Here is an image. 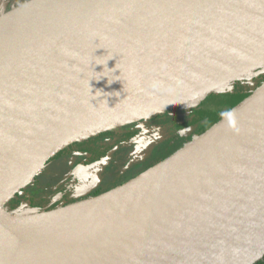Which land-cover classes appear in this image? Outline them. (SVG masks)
Listing matches in <instances>:
<instances>
[{
	"label": "water",
	"instance_id": "water-1",
	"mask_svg": "<svg viewBox=\"0 0 264 264\" xmlns=\"http://www.w3.org/2000/svg\"><path fill=\"white\" fill-rule=\"evenodd\" d=\"M258 75L264 0H30L1 14L0 264L259 262L264 81L145 170L167 161L112 213L66 226L46 218L144 172L65 207L24 216L1 208L69 145L187 111L237 82L252 87Z\"/></svg>",
	"mask_w": 264,
	"mask_h": 264
},
{
	"label": "rangeland",
	"instance_id": "rangeland-1",
	"mask_svg": "<svg viewBox=\"0 0 264 264\" xmlns=\"http://www.w3.org/2000/svg\"><path fill=\"white\" fill-rule=\"evenodd\" d=\"M14 1L15 0H0V14H3L5 12H8L9 10L13 9V2ZM26 1L28 2L30 0H26ZM24 3L25 2H20L19 4L15 5V7H18L19 5H22ZM253 79L254 78H252L251 82L253 81ZM248 86L249 85L247 84V82H237L234 86V89H237V88L238 89H244L247 87V90H249L251 93V91H253L256 88V86H252L251 88ZM178 114L182 115V113H178ZM196 128H198V127L196 126ZM190 130H191V128L188 130H185L183 132H180L179 133V135H180L179 140L172 142L168 146L169 148L166 151H164V153L161 155V157L154 159L152 164H154L156 161L158 163V161H162L163 159L169 157L171 154H173L178 149H180V148L182 149V147L187 142L191 141L193 139V137L195 136V134L190 139H187L185 137L187 132H189ZM163 137L164 136L158 134V132L155 130V128H151V130L144 131L138 137L134 138L129 143V145L126 147L127 150H126V148H123L124 151H129V155L132 157L130 160L131 163L130 162L129 163L131 164L130 166H134L133 168H130L127 165V167H125V169L122 170V172H121V173H123V176L121 174L120 176L112 175L111 177H109L110 172H108V173L104 172L105 171L104 166L107 163V160H104V159L100 160L98 162H95L92 165L86 166L85 168L83 166L80 167L81 165L78 164L80 170L76 169L77 166H76V168H74L72 179L69 180V182L66 184V186H65L66 188H64V190L65 189L66 190L62 192V193L69 192L68 194L70 195V197H62L63 194L61 193V191H62L61 190L59 195L55 194L54 197H49L50 200L47 202L46 201L43 203H40L39 201L38 202H36V201L32 202L31 197L35 198V197L40 196V194H41V192H43V190H44V193H46L45 195H49L51 189H48V188H50V186L52 185V183L54 181H58V179H59V177H55V174L57 172V166L51 165V162L50 163L48 162V164H46L44 166V168L38 174H36L30 180V182L28 184H26L20 190V192L18 194H16L14 197H12L7 202H5L1 208H2V210H4L5 212H7L11 215H19V216L31 215V214H34L37 212L46 211V210L48 211V210H52V209L61 207V202H64L65 199L70 200L71 198L74 199V198H78L80 196H87L90 193V191H92L93 189L98 187V184L103 180V178H104L103 185L104 186L107 185L106 189L111 188L114 185L115 179L116 180H119V179H123V180L125 179L126 180L129 178H134L137 175H139L145 171V170L143 171V169L146 168L144 166H145V162H147V159H148V158H146L149 155L148 153H150L153 150V148H155L156 146H159L161 144V140ZM157 152L160 153L161 151L156 149L155 153H157ZM165 162H163V163H165ZM163 163H161V164H163ZM150 170L144 172L140 177H142V176H144V175H146L152 171V170L151 171ZM63 171H65V169ZM65 173H66V171H65ZM111 179H112V186L110 185ZM45 189L47 192L45 191ZM67 190H69V191H67ZM34 192H35V194L30 195V193H34ZM65 194H67V193H65ZM95 200H97V199H95ZM88 202H91V201H88ZM88 202H85V203L79 204V205H74V206H71L70 208L81 207V206L88 204ZM92 202H93V200H92ZM63 206L65 207V205H63ZM59 212H61V211H55L54 213H51V214L47 215L46 217H49V216L54 215V214L59 213Z\"/></svg>",
	"mask_w": 264,
	"mask_h": 264
},
{
	"label": "flooded vegetation",
	"instance_id": "flooded-vegetation-1",
	"mask_svg": "<svg viewBox=\"0 0 264 264\" xmlns=\"http://www.w3.org/2000/svg\"><path fill=\"white\" fill-rule=\"evenodd\" d=\"M25 0H15L13 2V8L15 7V5L19 4L20 2H24ZM185 121V117L184 116H180V114L178 115H171V114H163L157 117H153L152 119H150V121L146 124V127L143 131L139 132L137 134L136 137H138L140 134H142L144 131H149L151 130V128H155V130L158 132L159 135L164 136L161 140V144L159 146H156L155 148H153V150L148 153L149 155L146 157L147 162H145V166L146 167L144 170H146L147 168L155 165L157 163V161L153 163L154 159L160 158L161 155L164 153V151H166L169 147V145L172 142L178 141L180 138L179 133L181 131L187 130L189 128H185V127H179V125H181L183 122ZM191 130L189 132H187V134L185 135V137L187 139H190L195 133H196V128L194 127H190ZM118 139L114 138V137H108L107 139H102L101 141H98L95 145L93 146H89V145H82V146H76V144H80L81 142L78 143H74L69 145L68 147H66L65 149H63L62 151H60L59 153L56 154V156H53L52 158H50V160L48 161L49 163L51 162V165H55L57 166V172L55 174V177H59L58 181H54L52 183V185L50 186L51 189L49 195H45L46 193L41 192L40 196L32 198L31 197V201H36V202H47L49 201V197H54L55 194H58L65 191L64 188H66V184L69 182V180L72 179V175H73V170L74 168H76L77 166V170L80 167H86L89 165H92L95 162H98L100 160H107L106 165L104 166L106 173L110 172L109 177H111L112 175H117L120 176L123 173L122 170L125 169V167H127V165L130 168H133L134 166H130L131 162V156L129 155V151H124L123 148H126L129 143L134 139V138H129L126 139V136H117ZM124 137V139L122 138ZM120 139V140H119ZM115 141V142H114ZM108 142L107 145H111V148H108V150L102 149V145H106V143ZM104 143V144H102ZM114 143V144H112ZM160 147V148H159ZM159 150L161 151L160 153H155V150ZM110 150V152H109ZM112 150V151H111ZM127 150V148H126ZM129 155V156H128ZM103 157V158H102ZM145 158V159H146ZM78 161V162H77ZM145 161V160H144ZM47 162V164H48ZM130 162V163H129ZM160 162V161H158ZM83 168V169H84ZM65 169V171H63ZM50 170V169H49ZM65 173V174H64ZM138 176V175H137ZM135 178V177H134ZM133 178H129V179H119L114 181V185L112 186V179H111V183L110 185L112 186L111 188L106 189L107 185H103L104 182V178L103 180L98 184V187L93 189L92 191H90V193L87 196H80V197H84L88 198V197H94L97 196L99 194H102L104 192H107L119 185H122L123 183L131 180ZM56 182V183H55ZM46 191V189H45ZM69 191V190H67ZM47 192V191H46ZM67 193V194H65ZM69 192H64L62 193V197H70V195L68 194ZM31 194H35L34 193H30ZM72 200H74L73 198H71ZM68 199H65L64 201L66 202ZM63 203V202H61Z\"/></svg>",
	"mask_w": 264,
	"mask_h": 264
},
{
	"label": "trees",
	"instance_id": "trees-1",
	"mask_svg": "<svg viewBox=\"0 0 264 264\" xmlns=\"http://www.w3.org/2000/svg\"><path fill=\"white\" fill-rule=\"evenodd\" d=\"M24 2H27V1L25 0ZM263 81H264V75H258L257 77L253 79L252 83H253V86L257 87ZM249 94H250V91L247 90V87L244 89H238V88L233 89V92L231 93H219V94L212 93V94L205 96L196 106L189 108V110L187 111H181L180 109H173V110L164 112L160 115H163V114L178 115V113H182V115L180 114V116H184L185 121L181 125H179V127L180 128L181 127L190 128V127L195 126L196 128L197 126L198 128H196L197 130H196L195 136H198L204 133L206 130H208L212 125L217 123L226 113H228L233 107H235L237 104L243 101ZM160 115H157V116H160ZM157 116H154V117H157ZM152 118L153 117L121 127V128H117V129H113V130L101 133L95 137L82 141L80 144H76V146H82V145L93 146L98 141H101L104 138L107 139L110 136L116 139H118L117 136H126L125 137L126 139L135 138V136H137L139 132L145 129L146 124ZM122 138L124 139V137ZM107 144L108 142L106 143V145H102L103 146L102 149H105L106 147L105 150H108V148L112 147L111 145H107ZM83 198L84 197L74 198V200L68 199L66 202L64 201L63 203H61V206L67 205V204H70L76 201L84 200ZM256 264H264V257Z\"/></svg>",
	"mask_w": 264,
	"mask_h": 264
},
{
	"label": "bare ground",
	"instance_id": "bare-ground-1",
	"mask_svg": "<svg viewBox=\"0 0 264 264\" xmlns=\"http://www.w3.org/2000/svg\"><path fill=\"white\" fill-rule=\"evenodd\" d=\"M223 58L226 59V56H223ZM220 62L221 60H219V63ZM166 167L167 161L151 169V172L142 177L137 178L127 187L122 190H119L118 192H112L110 194H107V196L101 197L95 201L93 200V202H88V204L81 207H67L65 209L58 210L61 212L46 218L50 220V222L52 221L60 225L66 226L67 224L76 221L80 218L91 217L93 213H99L100 215L112 213L114 211L113 206L117 204L119 205L120 197H132L133 193H135L136 191L138 193H142L151 185V183H153V181L157 179V177H159V175L165 170Z\"/></svg>",
	"mask_w": 264,
	"mask_h": 264
}]
</instances>
